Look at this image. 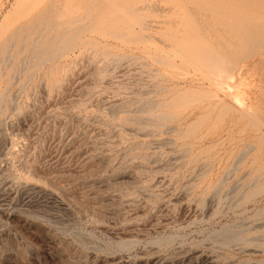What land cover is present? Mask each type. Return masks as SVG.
<instances>
[{
	"label": "rangeland",
	"instance_id": "rangeland-1",
	"mask_svg": "<svg viewBox=\"0 0 264 264\" xmlns=\"http://www.w3.org/2000/svg\"><path fill=\"white\" fill-rule=\"evenodd\" d=\"M55 1L0 53V264H264V0Z\"/></svg>",
	"mask_w": 264,
	"mask_h": 264
},
{
	"label": "bare ground",
	"instance_id": "bare-ground-1",
	"mask_svg": "<svg viewBox=\"0 0 264 264\" xmlns=\"http://www.w3.org/2000/svg\"><path fill=\"white\" fill-rule=\"evenodd\" d=\"M17 1V0H16ZM55 1V0H54ZM54 1H53V3H54ZM47 2V1H46ZM51 2H52V0H51ZM56 2V1H55ZM209 2V1H208ZM33 3V2H32ZM31 3V4H32ZM53 3H51V5H48V7H44V9H42L41 11H38V12H36V14H38V16L36 17V16H34V15H32V14H30V13H32V12H27L26 11V9H27V7H26V9H24L23 7H15L16 8V10L14 11V13L12 14V16L11 17H8V18H4L3 19V22H2V24H1V26H0V40H2L1 41V43H0V53H1V51H5L6 50V48L8 47V45L9 44H11V43H13V40H18V35H19V33H22V32H24V31H26L27 33L30 31H33V30H35V31H38L37 33H38V36H37V38H41L40 40L42 41V35H41V33L47 28L48 29V27L49 28H51L52 26H56V27H58L59 26V20L60 19H63L62 17H65V15H66V11H64V10H62L61 11V9L58 7H56L55 8V3L53 4ZM92 3V2H91ZM211 3V2H210ZM30 4V3H29ZM62 4H64V3H62ZM62 4L60 3V5L62 6ZM28 5V4H27ZM33 5V4H32ZM37 5V4H36ZM64 5H66V4H64ZM19 6V5H18ZM30 6L28 5V8H29ZM62 7H65V6H62ZM61 7V8H62ZM90 7V6H89ZM131 7V6H130ZM32 8V7H31ZM140 8V7H139ZM30 9V8H29ZM57 9V10H56ZM64 9V8H63ZM145 9V8H144ZM33 10V9H32ZM40 10V9H39ZM60 10V11H59ZM66 10V9H65ZM89 10V9H88ZM86 11L87 13L89 12H91V11ZM91 10V9H90ZM31 11V10H30ZM2 12V11H1ZM65 14H63V13ZM70 12H73V11H70ZM69 12V13H70ZM67 14V15H69V17H70V14ZM1 14V13H0ZM52 15H53V19H51L52 18ZM66 15V17L65 18H68V16ZM89 15V14H88ZM31 16V17H30ZM86 17H87V15H85ZM35 18V20H37V22L32 26V25H30V21L32 20V18ZM71 17H72V15H71ZM84 17V16H83ZM50 18V19H49ZM69 19V18H68ZM241 19V18H240ZM78 20V19H77ZM80 20V19H79ZM82 20H85V19H82ZM241 20H243V19H241ZM246 20H249V19H246ZM70 21V20H69ZM87 21V20H86ZM260 21V20H259ZM62 22H63V20H62ZM77 23V21H71V22H69V23H67V25L69 26V24H73V23ZM89 22V21H88ZM247 22V21H246ZM250 22V21H249ZM252 22V21H251ZM75 23V24H76ZM80 23V22H79ZM235 23V22H234ZM255 23H257V22H255ZM62 24V23H61ZM236 24V23H235ZM257 24H261V25H257V26H253V27H255V29H248L247 30V32L245 31V32H243V31H241L239 34H240V40L241 41H243V43H245L246 45L248 44L247 42L248 41H253V40H255L256 41V38L257 37H263L264 38V24H263V22L261 23V21H260V23L258 22ZM66 25V26H67ZM74 25V24H73ZM237 25V24H236ZM245 25H247L245 28H247L248 27V24H245ZM253 25V24H252ZM252 25H250L249 27H252ZM66 26H63L64 28L66 27ZM71 26V25H70ZM60 27V26H59ZM239 27V26H238ZM242 27V26H241ZM252 27V28H253ZM237 28V27H236ZM244 28V29H245ZM52 29H53V27H52ZM66 29V28H65ZM64 29V30H65ZM69 29V28H68ZM67 29V30H68ZM87 29V28H86ZM238 29V28H237ZM58 30V29H57ZM61 31H62V29H60ZM240 30H243V29H240ZM56 31V30H55ZM80 30L79 29H77V30H73V32H72V30L71 31H68V32H64V31H62V33H60L58 36H57V39L54 41V47H53V49L50 51V56H54V55H56V54H58L60 51H63V50H67V49H69L70 47H71V45L74 43V36L79 32ZM64 32V33H63ZM71 32L73 33L71 36H69L68 34L70 33L71 34ZM56 33V32H55ZM236 33V32H235ZM28 34H24L23 36H22V39L20 40L22 43H23V41L25 42V39H26V36H27ZM146 37V36H145ZM251 41V42H252ZM259 42L261 41V40H258ZM255 42V43H257V45L259 44V42ZM254 42V41H253ZM5 43H7V47H5ZM41 43V42H40ZM250 43V42H249ZM14 44V43H13ZM49 44V43H48ZM251 44H253V43H251ZM260 44H261V42H260ZM12 45V44H11ZM237 44H234V47L235 48H237V46H236ZM256 45V44H255ZM239 46V45H238ZM254 46V45H253ZM260 46H262L261 48H263V46H264V44L263 45H260ZM259 46V47H260ZM11 47V46H10ZM23 47V46H22ZM257 47V46H256ZM255 46H254V48L253 49H255L256 48ZM9 48V47H8ZM7 48V49H8ZM12 48V47H11ZM11 48H10V51H11ZM19 48H21V47H19ZM224 48V47H223ZM246 48V47H245ZM205 49V48H204ZM21 50V49H20ZM202 50V49H201ZM251 50V49H250ZM10 51H8L7 50V52H10ZM16 51V50H15ZM30 51V50H29ZM211 51V50H210ZM221 51H223V50H221ZM255 51V50H254ZM2 52V54L4 55L5 54V52L3 53ZM6 52V53H7ZM252 52V51H251ZM218 53V52H217ZM219 53H220V51H219ZM8 54V53H7ZM43 54V53H42ZM42 54H41V56H42ZM203 54V53H202ZM214 54H216V53H214ZM221 54V56H222V54H224L226 57L228 56V55H230V50L228 49V48H226L225 50H224V52L223 53H220ZM219 54V55H220ZM201 55V54H200ZM210 55H212L213 56V54L211 53ZM232 55V54H231ZM206 56H208V55H206ZM211 56V57H212ZM216 56V55H215ZM218 56V55H217ZM220 56V57H221ZM4 57V56H3ZM6 57V56H5ZM200 57H202V56H200ZM205 57V56H204ZM203 57V58H204ZM220 57H219V59H220ZM8 58V57H7ZM223 58L224 57H222V59L221 60H210V66L209 67H212V69L214 68L216 71H217V74L219 73L220 74V76H222V75H224V77L226 76L227 77V75H225V74H228L227 72H229L230 70H231V68H232V65H231V63H229L228 61H226V60H223ZM225 59V58H224ZM234 59V58H233ZM232 59V60H233ZM6 60V59H5ZM7 61V60H6ZM205 61H207L208 62V60H207V58L205 59ZM1 62V61H0ZM5 62V61H4ZM4 62H2V63H4ZM10 64V63H9ZM7 66V65H6Z\"/></svg>",
	"mask_w": 264,
	"mask_h": 264
}]
</instances>
